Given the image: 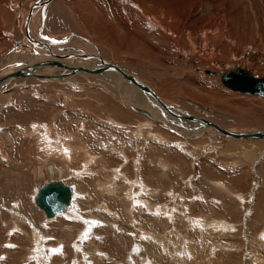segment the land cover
<instances>
[{
	"label": "rangeland",
	"instance_id": "obj_1",
	"mask_svg": "<svg viewBox=\"0 0 264 264\" xmlns=\"http://www.w3.org/2000/svg\"><path fill=\"white\" fill-rule=\"evenodd\" d=\"M37 1L0 0V72L26 48L53 50L17 46ZM32 26L37 42L91 41L124 96L132 77L144 103L264 131V97L222 82L239 68L264 78V0H52ZM47 56L38 69L69 68ZM83 67L92 73L32 75L0 93V264H264V142L134 112ZM54 186L70 193L50 215L39 196Z\"/></svg>",
	"mask_w": 264,
	"mask_h": 264
},
{
	"label": "bare ground",
	"instance_id": "obj_2",
	"mask_svg": "<svg viewBox=\"0 0 264 264\" xmlns=\"http://www.w3.org/2000/svg\"><path fill=\"white\" fill-rule=\"evenodd\" d=\"M50 1H52V0H38L37 1L36 5L31 10L30 15L28 16V19H27V22H26V35H27L26 37H27V39L24 40V41H22V42H20V43H18L17 46L19 45V46H22L23 47V45H24V47H26L29 44L31 46V48L29 47L31 49V51H32V49L38 48V47L44 48V50L46 49L48 51L53 49L52 51L48 52L49 55L48 56L46 55L47 57H49V56L51 57V54L58 55L59 57L60 56H65V57H68V56H72L73 57L74 56V57H76L77 56V53L76 52H78V51L81 52V55H83V57L81 58L80 61H77L74 64L75 66H70L68 69H62L60 72H44L43 70L37 68V66H40V63H35L36 59H39V57H46L44 55V53L36 56V59H35L34 57H32L31 52H29L27 50V48H26L25 54H23L24 56H22V59L23 60L21 62H19V63L12 64V67L9 68V69H7V70H2V72H0V77L6 76V74L12 73L13 71H20V70H23V69H27V70L29 69L31 71L30 72L31 75H34V77H36V78L39 76V77H44V78L46 77V79H50V80H64L67 77H69V75L73 74L74 72H81L82 73V70L81 69H85L83 67L84 66V63L83 62L87 63V61H86L87 59H90L91 61L94 62L93 66L96 65L95 58L98 59V62L100 63L101 67H104V65L108 64L107 61H105L102 58L99 48H97L91 41L87 40L86 38H84V37H82V36H80V35H78L76 33H71V34L70 33L69 34H67V33L51 34L50 35L51 36L50 39H48V40L46 39L43 42H37V40L40 41V39L42 40V38L41 37L36 38V35H33L32 34V29H34L33 26H32L33 25V17H34V15L37 12V10H38L39 7H41V6L49 3ZM35 24L36 23H34V26H35ZM35 28H36V26H35ZM66 35H68V36H66ZM63 40L72 41V46L73 47L70 46L72 48L71 49H68V50L71 51V50L75 49V51L74 52H71V53H69V51H67L66 52L67 55L62 54V53H57L56 51H62V49L64 48L62 46V44L59 43V42H62ZM68 43L70 44V42H68ZM73 43H75V45L78 44L77 45L78 47L76 46L77 48H74L75 45H73ZM53 44H54L55 48H50V45H53ZM86 46L90 47L94 51L95 54L93 55L86 48ZM15 50H16V53H18L17 52L18 49H15ZM13 54H14V52H13ZM52 60H54V56L52 57ZM87 67L90 68L91 70L94 69L93 67L89 66L88 64H87ZM50 70H53V69H50ZM116 70H117V68L115 69V71ZM104 71H101V73H97V75L95 76V78H99L100 80H102L105 83L106 90H107V92L110 93V96L113 97V99L115 98L120 103L123 102L128 108H130L134 112L141 113V114H145V115L151 116V117H159V118H157L158 121H162V118H165V119L172 118L171 120L168 119L169 120L168 121L169 123H167V121L165 122V124H167L168 126L175 125V123L178 122V121L177 122H174V120L177 119V118H175V116L176 115H180V116H184V117L181 118L182 122L185 121V122L191 123V125L194 124L196 126L203 127L204 128L203 130L211 129V130H213V131L218 132L219 134H221L223 138H228L230 140H235V141L264 142V139H248V138L237 139V138H229V137H227V136L224 135V133L221 131L223 128H221L220 126H218V127L221 128V129H217V128H214V127H212L210 125H204V124H200V123H197V122L188 121V117L189 116L190 117H195V116H192L190 113H188L186 111H183L181 109L175 108V107L170 106V105H166V104L161 103V102L154 103L153 102V101H155L154 98H153L154 100H152V99L148 100L149 104L144 103L143 101H140L139 98L142 97V99H143L146 96L145 99H147V98L149 99V97H151V96H150V94L147 95V93H145L143 91H139L136 87L138 86L141 89H142V87L139 84H137L132 77L130 78V80L129 79L127 80V78H126L127 83L130 84L131 87H133V88H131V90H129V92H131V94L130 95H126L125 94V96H124L120 92V88H119L120 87L119 86V83L120 82L118 81L119 78H117V76L115 75V71H112V70L105 71L107 73L106 75L108 76L107 78L104 77V75H102L104 73ZM85 72L86 71H83V73H85ZM207 72H208L207 73L208 75H212V76L216 75L215 72H211V71H207ZM236 72H234V73H236ZM90 73H92V72H90L89 70L86 72L87 75L90 74ZM230 73H227V74H230ZM116 74H117V71H116ZM47 76H50V77L48 78ZM246 76L251 77V78H255V79H264V78L252 77L248 73V71H246ZM16 79H19V78H16ZM16 79L11 80L7 85H5L0 90V93L6 87H8L11 84H13L14 80H16ZM223 84L226 87H228L229 89H231V90H234V91H237V92L242 93L241 91L235 90V89L227 86L224 82H223ZM116 87L118 88L121 96H124V98H120L118 96L119 94L116 91ZM135 89H137V90H135ZM243 93H245V92H243ZM245 94H250V93H245ZM133 96L136 97L138 99V101H136V99ZM143 110H146L148 112V114L147 113H144ZM171 122H173V123H171ZM209 122H211V121H209ZM211 123H213V122H211ZM208 131H209V133H211L210 130H208ZM240 132H242V131H240ZM245 132H247V131H245ZM248 132H250V131H248ZM256 132H258V131H256ZM250 133H252V131ZM50 189L57 190L58 191V195L55 196L54 201H53L51 207L45 208V207H43L40 204V199L42 198L43 194L46 193ZM44 193L42 195L40 194V196H39V206H41V208L43 210H45L48 214L53 215L54 213H56L58 211L59 205L63 203L62 199H64V197L68 196V193H70V189L63 188L61 190L58 187H55L54 186V187L47 188ZM61 206H63V205H61Z\"/></svg>",
	"mask_w": 264,
	"mask_h": 264
},
{
	"label": "water",
	"instance_id": "obj_3",
	"mask_svg": "<svg viewBox=\"0 0 264 264\" xmlns=\"http://www.w3.org/2000/svg\"><path fill=\"white\" fill-rule=\"evenodd\" d=\"M72 37V36H71ZM34 69V68H33ZM116 67L114 65L106 64L104 67L98 68L93 70L96 73H101V71H109V70H115ZM82 71H88L87 69H81ZM31 71L28 69H23L20 71H13L12 73L6 74V76L0 77V90L7 85L11 80L16 78H27L31 77ZM103 73V72H102ZM210 73V72H209ZM39 77V76H38ZM48 78L50 76H47ZM44 78V77H41ZM46 78V77H45ZM127 79H129L127 77ZM222 81L229 87L245 92L250 94H259L264 96V79H255L246 76V71L242 68H239L236 73L231 72L230 74L225 73L222 77ZM165 107V106H164ZM144 113L148 112L146 110H143ZM175 116V115H174ZM184 116L176 115L175 118H182ZM188 121L197 122L204 125H210L214 128L221 129L218 127V125L211 123L204 119H198L196 117H188ZM225 136L229 138H248V139H264V131H258V132H240L235 131L231 129H222L221 130ZM58 195V191L55 189H50L46 193L43 194L42 198L40 199V204L45 207L49 208L51 207L55 196Z\"/></svg>",
	"mask_w": 264,
	"mask_h": 264
},
{
	"label": "crops",
	"instance_id": "obj_4",
	"mask_svg": "<svg viewBox=\"0 0 264 264\" xmlns=\"http://www.w3.org/2000/svg\"><path fill=\"white\" fill-rule=\"evenodd\" d=\"M67 33H73V32H67ZM77 45H78V44H77ZM77 45H76V46H77ZM77 47H78V46H77ZM76 53H77V56H76V57H78L79 60H81V58L83 57V55H81V52L78 51V52H76ZM79 56H80V57H79ZM64 57H65V56H60V58L63 59V62L67 63V64H66L67 66H69V67L72 66V65H71V62L68 61V58H69V57H66V58H64ZM87 60H88V59H87ZM89 60H90V59H89ZM53 61H54V60H53ZM84 63H85V62H84ZM86 64H88V62H87ZM73 65H74V64H73ZM89 65H90V64H89ZM92 65H93V64H92ZM74 66H75V65H74ZM62 69H63V66H60V68H57L58 71H61ZM81 75H83V74H81ZM71 77H72V76H71ZM78 80H79V79H78ZM20 82H22V80H17V79H16V81L14 80L13 84H15V83H20ZM13 84H12V85H13ZM14 87H17V86H14ZM0 211H1V210H0ZM15 214H16L17 216L20 215V214H18V213H15Z\"/></svg>",
	"mask_w": 264,
	"mask_h": 264
}]
</instances>
